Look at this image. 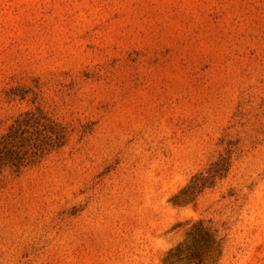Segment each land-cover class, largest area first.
Wrapping results in <instances>:
<instances>
[{"label":"rangeland","instance_id":"rangeland-1","mask_svg":"<svg viewBox=\"0 0 264 264\" xmlns=\"http://www.w3.org/2000/svg\"><path fill=\"white\" fill-rule=\"evenodd\" d=\"M32 117L0 264H264V0H0V137Z\"/></svg>","mask_w":264,"mask_h":264},{"label":"trees","instance_id":"trees-1","mask_svg":"<svg viewBox=\"0 0 264 264\" xmlns=\"http://www.w3.org/2000/svg\"><path fill=\"white\" fill-rule=\"evenodd\" d=\"M40 125V119L32 117L24 120L17 119L9 126L7 132L0 137V169L6 163L8 164V162L4 161L2 149H6L9 144L12 147L22 146L26 154L38 155L45 149L61 143L59 141L60 138L57 137L55 140L48 129H44L45 132L42 134L39 128ZM23 163V161L18 160L11 162L10 165L13 168H19Z\"/></svg>","mask_w":264,"mask_h":264}]
</instances>
